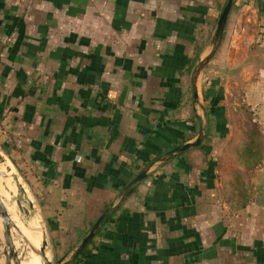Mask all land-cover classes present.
<instances>
[{
  "label": "crops",
  "instance_id": "1",
  "mask_svg": "<svg viewBox=\"0 0 264 264\" xmlns=\"http://www.w3.org/2000/svg\"><path fill=\"white\" fill-rule=\"evenodd\" d=\"M224 1L0 0V152L54 259L150 163L66 264H264V0L196 68Z\"/></svg>",
  "mask_w": 264,
  "mask_h": 264
},
{
  "label": "water",
  "instance_id": "2",
  "mask_svg": "<svg viewBox=\"0 0 264 264\" xmlns=\"http://www.w3.org/2000/svg\"><path fill=\"white\" fill-rule=\"evenodd\" d=\"M232 0H225L218 15L216 18V23H215V28L213 32V45L210 48V50L198 61L196 68L201 67L207 60L208 58L213 54L215 51L219 40L220 36L222 33V29L226 20V16L228 13V10L230 8ZM201 139V134L199 133L197 137H195L194 140L192 141H186L183 142L182 144L175 146L171 149L173 152H181L188 148L189 146H194L197 145L200 142ZM0 162H6V165L4 167V170H0V176L2 177H7L8 174L6 172L10 170V163L6 160V158L3 156V154L0 152ZM150 163H148L145 167H143L136 175H134L125 185V188L122 192V195L119 197L117 202L109 209V211L104 214L101 213L96 217L94 222L90 225L88 231L81 237L79 243L74 247L72 250V253L67 257L66 259H62L63 256L57 257L56 259L50 261L44 253V247H45V239L43 238L39 245L36 253L39 256V259L41 260V264H66L69 260H71L82 248L83 246L88 242V240L91 238V236L94 234V232L97 230L99 227L100 223L106 219L111 213L115 207L122 201V199L126 196L129 190V186L133 184L134 182L140 180L144 176V171L147 169ZM13 171L9 174L10 179L12 180L13 185L15 186L16 193L12 194V200L14 201V204L18 210L21 211V213L25 216L28 214V208H32V202L31 200L24 194V188L22 187L21 180L18 178L16 172L14 169ZM21 202L25 203L26 206H23ZM15 229L14 223L10 220V217L4 207V204L2 203L0 199V236L2 237L3 240V248L2 254H3V264H20V259L18 257V252L16 251L14 244H13V239H12V234L10 232V228ZM16 232L18 236L23 237L21 232L16 228Z\"/></svg>",
  "mask_w": 264,
  "mask_h": 264
},
{
  "label": "bare ground",
  "instance_id": "3",
  "mask_svg": "<svg viewBox=\"0 0 264 264\" xmlns=\"http://www.w3.org/2000/svg\"><path fill=\"white\" fill-rule=\"evenodd\" d=\"M6 162H0V170H4ZM12 168L6 172L7 177L0 176V199L4 204V207L10 217V220L14 223L15 229L10 232L12 234L13 244L15 249H19L18 257L20 259V264H41L38 254L36 253L38 245L42 238V231L37 225V220L34 216L23 215L20 210H18L12 200V194L14 185L9 177L12 172ZM2 185V186H1ZM3 194V195H2ZM4 197V198H3ZM16 228L21 232L23 237L18 236ZM16 236V237H15ZM45 256L46 251L44 250Z\"/></svg>",
  "mask_w": 264,
  "mask_h": 264
},
{
  "label": "rangeland",
  "instance_id": "4",
  "mask_svg": "<svg viewBox=\"0 0 264 264\" xmlns=\"http://www.w3.org/2000/svg\"><path fill=\"white\" fill-rule=\"evenodd\" d=\"M255 126L256 128H258V124L255 123ZM22 185V187L24 188V194L31 200L32 202V208H28V215L30 216H34V218L37 220V225L39 226V229L42 231V238L45 239V247H44V250L46 251V255L47 258L52 261L54 260V257L52 255V253L50 252V248H49V245L47 243V240H46V234H45V231H44V227H43V221H42V214L40 212V209H39V206H38V203L36 201L35 198H33L32 196H30V193L28 192V190L26 189V187L23 185L24 183H20ZM13 193L15 194L16 193V189H15V186H14V189H13ZM14 202V201H13ZM21 204L23 206H26L25 203L21 202ZM27 216V215H26ZM14 230V228H12V231ZM16 237V236H15ZM3 240H2V237L0 236V264H3V254H2V248H3ZM16 251H20L19 249Z\"/></svg>",
  "mask_w": 264,
  "mask_h": 264
},
{
  "label": "built area",
  "instance_id": "5",
  "mask_svg": "<svg viewBox=\"0 0 264 264\" xmlns=\"http://www.w3.org/2000/svg\"><path fill=\"white\" fill-rule=\"evenodd\" d=\"M257 123H258V130H259L260 138L263 143V151L260 157V164L264 166V119L257 121Z\"/></svg>",
  "mask_w": 264,
  "mask_h": 264
},
{
  "label": "trees",
  "instance_id": "6",
  "mask_svg": "<svg viewBox=\"0 0 264 264\" xmlns=\"http://www.w3.org/2000/svg\"><path fill=\"white\" fill-rule=\"evenodd\" d=\"M195 147H202V143L199 142L197 145H195ZM159 154H160L159 152H156V153H155L154 155H152L151 157H148V158L146 159V163L149 162V161H151V160H153V159H155Z\"/></svg>",
  "mask_w": 264,
  "mask_h": 264
}]
</instances>
